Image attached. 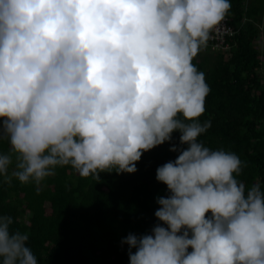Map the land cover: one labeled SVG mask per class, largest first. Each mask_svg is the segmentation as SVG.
Returning <instances> with one entry per match:
<instances>
[{
  "label": "clouds",
  "instance_id": "1",
  "mask_svg": "<svg viewBox=\"0 0 264 264\" xmlns=\"http://www.w3.org/2000/svg\"><path fill=\"white\" fill-rule=\"evenodd\" d=\"M230 0H0V179L41 182L135 173L172 140L156 170L151 234H129L130 264H264V191L236 177L238 155L198 141L210 88L193 63ZM11 170V171H10ZM210 214V215H209ZM0 215V264H37L27 233ZM135 249V252L132 251ZM191 249V251H189Z\"/></svg>",
  "mask_w": 264,
  "mask_h": 264
},
{
  "label": "trees",
  "instance_id": "2",
  "mask_svg": "<svg viewBox=\"0 0 264 264\" xmlns=\"http://www.w3.org/2000/svg\"><path fill=\"white\" fill-rule=\"evenodd\" d=\"M230 3V48L207 46L193 60L210 88L199 121L211 126L198 141L238 155L242 169L236 178L264 191V0ZM179 137L173 132L171 141L144 152L135 173L102 172L96 180L71 166L57 167L39 193L35 183L0 179V215L12 217V231L28 234L37 264H130L122 241L129 234H151L158 224L167 227L155 217L158 197L170 195L156 170L177 158L173 145L187 148ZM8 148L7 140L0 144V150Z\"/></svg>",
  "mask_w": 264,
  "mask_h": 264
},
{
  "label": "built area",
  "instance_id": "3",
  "mask_svg": "<svg viewBox=\"0 0 264 264\" xmlns=\"http://www.w3.org/2000/svg\"><path fill=\"white\" fill-rule=\"evenodd\" d=\"M235 34V29L230 24V18L225 17L224 21L213 31L207 46L217 50H228L230 44L228 38Z\"/></svg>",
  "mask_w": 264,
  "mask_h": 264
},
{
  "label": "rangeland",
  "instance_id": "4",
  "mask_svg": "<svg viewBox=\"0 0 264 264\" xmlns=\"http://www.w3.org/2000/svg\"><path fill=\"white\" fill-rule=\"evenodd\" d=\"M262 25H263V24H261L260 26H262ZM261 33H262L261 47L264 48V30H263V29H262V32H261ZM262 72H263V74H264V70H263Z\"/></svg>",
  "mask_w": 264,
  "mask_h": 264
},
{
  "label": "crops",
  "instance_id": "5",
  "mask_svg": "<svg viewBox=\"0 0 264 264\" xmlns=\"http://www.w3.org/2000/svg\"><path fill=\"white\" fill-rule=\"evenodd\" d=\"M261 28L264 30V23H263V25L261 26Z\"/></svg>",
  "mask_w": 264,
  "mask_h": 264
}]
</instances>
